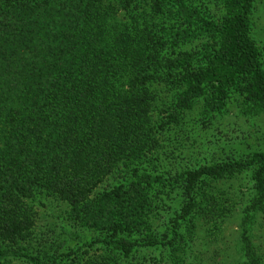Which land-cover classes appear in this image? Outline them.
<instances>
[{
    "label": "trees",
    "instance_id": "obj_1",
    "mask_svg": "<svg viewBox=\"0 0 264 264\" xmlns=\"http://www.w3.org/2000/svg\"><path fill=\"white\" fill-rule=\"evenodd\" d=\"M178 2L186 20L194 16ZM253 2L222 0L221 20L207 22L213 41L204 64L195 67L187 50L178 51L179 65L168 62L186 85L176 95L179 110L204 95L205 112L217 111L230 90L251 110L264 107ZM150 20L141 0H0V264H155L142 250L157 247L171 264H198L195 219L209 217L218 234L237 207L234 196L211 192L213 179L252 164L256 197L243 210L238 239L224 242L216 261L237 251L245 261L233 264H264V241H254V215L264 212V152L171 180L151 169L166 155L165 124L153 115L169 58L164 44L178 47L199 31L158 32ZM112 177L120 181L104 187ZM174 187L186 199L161 229ZM42 196L69 206L68 220L98 235L62 250L66 231L52 238L39 225L34 202Z\"/></svg>",
    "mask_w": 264,
    "mask_h": 264
},
{
    "label": "rangeland",
    "instance_id": "obj_2",
    "mask_svg": "<svg viewBox=\"0 0 264 264\" xmlns=\"http://www.w3.org/2000/svg\"><path fill=\"white\" fill-rule=\"evenodd\" d=\"M178 1L160 0L161 8L157 9L155 0H141V5L151 13L150 21L155 31H170L174 35L181 33L187 27L199 31L192 38L176 44L178 47H173L174 43L171 44L169 39L163 47V54L165 53L169 58L161 64V73L165 78L160 86L161 99L157 104L154 103L153 115L165 124L161 142L166 155L158 160L157 166H151V169L154 173H161L170 180L175 177L176 173L185 169H195L201 165L220 164L226 161H247L255 152H264V107L258 111L251 110L244 104V97L239 92L230 90L225 105L217 111L205 112L204 95L194 97L190 109L179 110L177 105L175 106L177 93L182 92L186 85L179 80L181 69L170 67L168 62L175 60V64L179 65L178 51L187 50L195 56L193 60L195 67L204 64L206 61L204 56L209 48L207 43L210 45L213 41L207 22L220 21L225 12L222 0H181L185 6L192 10L191 15H194L186 20ZM250 19V36L260 49V58L264 68V0H254ZM152 21L156 24H152ZM257 169L258 165L252 164L241 172H232L231 174L226 172L223 176L213 179L215 185L211 192L216 196L223 195L226 198L234 196L232 200L237 204V207H235L234 213L231 212L230 220L226 217L225 226L222 231L220 228L218 229V234L215 228H211L212 222L209 217L202 219L198 216L199 219H195L194 251L199 257L198 264L201 259L203 264H218L216 255L221 247L225 249L227 245L223 243H227L229 239L232 242L238 239L244 208L250 206L256 197L257 188L254 174ZM119 181L120 179L112 177L104 187L108 188L109 185ZM180 191L179 188H173L167 202V216L160 223L161 229L166 227L164 223L169 225L172 215L179 212L183 205L186 198L181 196ZM226 200L229 199L221 201ZM225 204L229 205L227 201ZM34 205L40 214L39 225H42L45 233L53 238L56 236V232L58 234L59 231H66L61 236V241L64 242L62 250L76 248L80 243L98 235L87 227L73 225L66 216L68 212L65 209L70 210L69 206L61 205L48 196L39 197ZM217 215L218 213L215 214V218ZM254 217L258 218L255 223L254 241L261 243L264 241V212L258 210ZM54 229H56L55 232ZM142 251L145 258L154 259L155 264H171L169 252L165 247L143 249ZM227 251V254L230 255L229 249ZM136 256L138 258L137 254ZM232 257L230 255L227 261L221 257L219 264H233L231 259L239 263L245 261L243 255L237 251H233ZM151 263L153 264L152 261Z\"/></svg>",
    "mask_w": 264,
    "mask_h": 264
}]
</instances>
